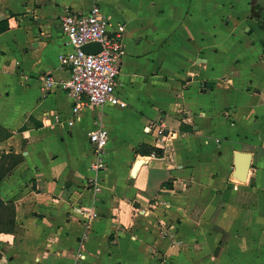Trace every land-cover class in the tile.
I'll list each match as a JSON object with an SVG mask.
<instances>
[{
  "label": "crops",
  "instance_id": "crops-1",
  "mask_svg": "<svg viewBox=\"0 0 264 264\" xmlns=\"http://www.w3.org/2000/svg\"><path fill=\"white\" fill-rule=\"evenodd\" d=\"M92 2L0 0V264H264V0H101L128 105L75 112Z\"/></svg>",
  "mask_w": 264,
  "mask_h": 264
},
{
  "label": "built area",
  "instance_id": "built-area-1",
  "mask_svg": "<svg viewBox=\"0 0 264 264\" xmlns=\"http://www.w3.org/2000/svg\"><path fill=\"white\" fill-rule=\"evenodd\" d=\"M59 21L70 46L60 54V60L61 65L69 69L70 77L58 80L51 74L43 76L46 92L55 87L65 90L73 98L75 112L85 106L127 107L128 103L117 92L125 55L122 32L111 30V22L101 0H93L87 12L68 10L59 17ZM90 42L100 43L101 50L86 52L83 46ZM90 141L97 156L94 167L99 170L105 166L102 155L109 142V131L103 127L92 130Z\"/></svg>",
  "mask_w": 264,
  "mask_h": 264
},
{
  "label": "water",
  "instance_id": "water-1",
  "mask_svg": "<svg viewBox=\"0 0 264 264\" xmlns=\"http://www.w3.org/2000/svg\"><path fill=\"white\" fill-rule=\"evenodd\" d=\"M83 49L88 53H97L101 50V45L98 42H90L85 44ZM139 163V161L136 163L135 169L138 167Z\"/></svg>",
  "mask_w": 264,
  "mask_h": 264
},
{
  "label": "trees",
  "instance_id": "trees-1",
  "mask_svg": "<svg viewBox=\"0 0 264 264\" xmlns=\"http://www.w3.org/2000/svg\"><path fill=\"white\" fill-rule=\"evenodd\" d=\"M1 23H4V22H1ZM4 29H5L4 27H1V31L4 30ZM144 147H145V149H143V152H150L151 149H155L153 147H150V150H149V148L147 147V145H145Z\"/></svg>",
  "mask_w": 264,
  "mask_h": 264
},
{
  "label": "rangeland",
  "instance_id": "rangeland-1",
  "mask_svg": "<svg viewBox=\"0 0 264 264\" xmlns=\"http://www.w3.org/2000/svg\"><path fill=\"white\" fill-rule=\"evenodd\" d=\"M172 240H173V238H172ZM7 256H9V255H7ZM7 256H6V257H7ZM1 262L3 263V262H4V260H3V261H1ZM2 263H1V264H2Z\"/></svg>",
  "mask_w": 264,
  "mask_h": 264
}]
</instances>
